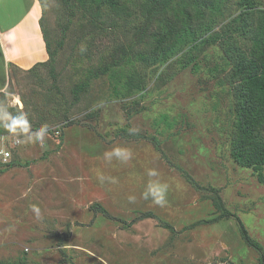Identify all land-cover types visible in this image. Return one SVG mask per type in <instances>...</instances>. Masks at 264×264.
I'll return each instance as SVG.
<instances>
[{
  "label": "rangeland",
  "instance_id": "rangeland-1",
  "mask_svg": "<svg viewBox=\"0 0 264 264\" xmlns=\"http://www.w3.org/2000/svg\"><path fill=\"white\" fill-rule=\"evenodd\" d=\"M115 1L118 10L109 0H41L53 60L11 69L0 93V264H259L233 218L194 226L217 216L213 194L180 169L220 190L264 249V182L231 156L233 67L264 28V0H176L193 30L211 31L157 61L152 36L175 13L147 20L146 0ZM12 118L27 119L28 131H7ZM124 131L157 139L162 153ZM146 212L156 219L139 218Z\"/></svg>",
  "mask_w": 264,
  "mask_h": 264
},
{
  "label": "trees",
  "instance_id": "trees-1",
  "mask_svg": "<svg viewBox=\"0 0 264 264\" xmlns=\"http://www.w3.org/2000/svg\"><path fill=\"white\" fill-rule=\"evenodd\" d=\"M75 1L79 2L81 6H85L87 3H95L98 0ZM109 1L113 9H120V5L117 1ZM175 1L176 0H146L147 5L144 12L146 13L147 20H150L149 18L152 15L168 13L172 11L175 13L173 21L168 19L160 21L159 31L152 36L155 40V45L150 51L151 55L149 54V58L153 61H157L158 59H167L169 56L174 55L179 50V48L187 44L189 39H191L192 42H197L211 31L210 25H201L199 29L193 30L190 14L183 9L176 10L174 8ZM180 1L185 2L186 0ZM241 3L246 7L250 6V0H241ZM197 13L201 15V11L198 10ZM42 19L43 17L41 18L40 25L49 59L45 63L36 65L34 68L53 60L46 39L47 37ZM210 38H213V36ZM202 41H199V43ZM196 42L193 43L194 45L192 44L190 46V50H194L199 46V43L197 44ZM145 58H147V56H145ZM101 72L102 73H99V71H97L95 78L100 75L107 74L106 71ZM232 78L235 81L234 90L237 98V105L235 109L236 134L232 139L231 156L241 167L251 168L254 173L258 175L259 181L263 183L264 179L262 176V171L264 168V141L259 138V135L264 126V28L258 29L256 35L253 36L251 52L248 55L243 54L240 57V60L234 65ZM87 87L88 83L78 86L76 88V93L82 92ZM72 125H75V122L69 121L65 127ZM121 137L136 141L140 139L149 140L153 143L156 150L162 153L160 149V143L157 139H149L147 137H143L140 134H127L125 131L121 134ZM12 165L14 166L15 163ZM180 172L195 190H208L213 194L212 202L216 209L217 216L207 221H200L194 226L201 224H211L220 222L221 220L233 218L238 226V231L243 242L248 247L254 249L257 252L259 264H264L263 247L250 236L241 219L224 206L220 196V190L214 188L203 189L190 175L181 169ZM96 208H98L96 209V212H100L103 216L109 217L104 209L101 207ZM139 218L156 219V216L151 212H146L142 213ZM162 224L164 228L175 231L172 226L166 223Z\"/></svg>",
  "mask_w": 264,
  "mask_h": 264
},
{
  "label": "crops",
  "instance_id": "crops-1",
  "mask_svg": "<svg viewBox=\"0 0 264 264\" xmlns=\"http://www.w3.org/2000/svg\"><path fill=\"white\" fill-rule=\"evenodd\" d=\"M40 0H0V93L11 69L30 71L49 59L40 21Z\"/></svg>",
  "mask_w": 264,
  "mask_h": 264
},
{
  "label": "clouds",
  "instance_id": "clouds-1",
  "mask_svg": "<svg viewBox=\"0 0 264 264\" xmlns=\"http://www.w3.org/2000/svg\"><path fill=\"white\" fill-rule=\"evenodd\" d=\"M16 102L20 103L19 98H17ZM4 127L10 133H16L18 128L19 129H23L25 132H27L28 128H29V124H28L27 119L21 120L20 118H12L11 122L4 124ZM46 131H47V126L45 125L39 132L34 134L35 139L42 141L43 137H44V133ZM31 139H32V137H29V140H31ZM105 155L108 156V157H110L111 155H117L118 156L119 155V150H116V151H114V153H111V154L106 153ZM150 174L154 175V173H150ZM154 195L157 197L156 198V203H161L162 200H163L162 190H161V193H154ZM33 210L35 212H37V214H39V209L36 208V206H33Z\"/></svg>",
  "mask_w": 264,
  "mask_h": 264
},
{
  "label": "built area",
  "instance_id": "built-area-1",
  "mask_svg": "<svg viewBox=\"0 0 264 264\" xmlns=\"http://www.w3.org/2000/svg\"><path fill=\"white\" fill-rule=\"evenodd\" d=\"M1 154H2V155H4V156H5V158H7V157H9V156H10V153H9V152H7V151H6V152H4V151H3V152H1Z\"/></svg>",
  "mask_w": 264,
  "mask_h": 264
}]
</instances>
